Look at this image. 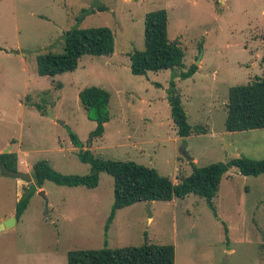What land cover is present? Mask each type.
<instances>
[{
  "label": "rangeland",
  "instance_id": "obj_1",
  "mask_svg": "<svg viewBox=\"0 0 264 264\" xmlns=\"http://www.w3.org/2000/svg\"><path fill=\"white\" fill-rule=\"evenodd\" d=\"M83 10L92 12L82 17ZM158 10L167 13L168 39L182 49L185 68L134 76L129 55L144 49L145 15ZM99 27L113 33L111 56H83L76 70L54 77L38 74L36 58L61 52L67 32ZM263 52L264 0H0V154H20L17 170L30 175L46 161L61 175L85 176L90 165L78 154L89 151L153 168L173 183L191 174V159L196 167L264 160V129L224 130L228 89L264 73ZM192 65L196 73L182 80ZM172 81L188 124L205 135H176L166 99ZM91 86L110 95L101 138L90 137L96 123L78 98ZM32 183L0 172V222L14 216ZM113 202V179L104 172L95 189L45 181L0 234V264H67L70 251L145 242L173 245L174 264H264V174L242 176L232 167L212 208L194 195L140 202L117 211L106 229Z\"/></svg>",
  "mask_w": 264,
  "mask_h": 264
},
{
  "label": "trees",
  "instance_id": "obj_2",
  "mask_svg": "<svg viewBox=\"0 0 264 264\" xmlns=\"http://www.w3.org/2000/svg\"><path fill=\"white\" fill-rule=\"evenodd\" d=\"M91 10H83L81 16ZM114 52V36L106 27L75 29L67 32L59 53L49 52L36 58L37 71L40 76L54 77L66 72H73L83 56H111ZM130 72L134 76H145L147 72L167 69H184V53L176 42L168 39L167 13L165 10L150 12L144 18V49L129 55ZM264 68V52L260 58ZM197 71L192 65L181 71L182 80L190 78ZM58 87H60L58 85ZM79 102L90 121L96 123L90 133L91 138H101L104 124L109 121V93L99 87L91 86L78 94ZM167 102L171 119L179 138L191 135H205L202 126L192 128L187 122L180 96L172 81L167 90ZM224 130L229 133L264 129V73L246 85L228 89ZM73 147L83 150V145L70 134ZM79 158L90 165V173L85 176L61 175L48 165L39 161L32 167L33 183L25 188L18 200L14 217L18 220L25 211L30 198L41 189L45 181L58 186L85 187L95 189L99 174L104 172L113 179L114 202L107 218L106 229L112 223L117 211L140 202H170L175 198L188 195L205 199L212 208V199L216 196L222 177L235 167L242 176H259L264 174V160H249L237 157L226 162L212 163L196 167L190 162L192 172L189 176L177 175V182H171L153 168L134 162H120L94 158L89 151H81ZM0 163L11 171H17L15 153L0 154ZM173 245H156L145 242L137 247L117 249L102 248L97 250H75L67 254V264H174Z\"/></svg>",
  "mask_w": 264,
  "mask_h": 264
},
{
  "label": "water",
  "instance_id": "obj_3",
  "mask_svg": "<svg viewBox=\"0 0 264 264\" xmlns=\"http://www.w3.org/2000/svg\"><path fill=\"white\" fill-rule=\"evenodd\" d=\"M48 117L53 119V116L51 113H49ZM59 124H63L60 123ZM4 154L8 153V150L3 152ZM0 172L3 176L10 177V178H15L18 180H22L26 183H32V176L28 173L20 172V171H11L7 169L2 163H0ZM40 193V192H39ZM41 194V193H40ZM44 198V197H43ZM45 200V199H44ZM45 206L47 207V201L45 200ZM16 223V219L14 216L10 217L9 219H6L2 222H0V234L4 232L5 230H8L12 228Z\"/></svg>",
  "mask_w": 264,
  "mask_h": 264
},
{
  "label": "crops",
  "instance_id": "obj_4",
  "mask_svg": "<svg viewBox=\"0 0 264 264\" xmlns=\"http://www.w3.org/2000/svg\"><path fill=\"white\" fill-rule=\"evenodd\" d=\"M19 155H20V154H19ZM19 155H18V153H17V158H18V159H19ZM189 161L195 164V160H194V159H191V160H189ZM18 166H23V167H25V164L23 163V161L19 160V165H18ZM150 203H153V202H150ZM151 205H152V204H151ZM147 221H148V222H151V221H152V218L147 217Z\"/></svg>",
  "mask_w": 264,
  "mask_h": 264
}]
</instances>
